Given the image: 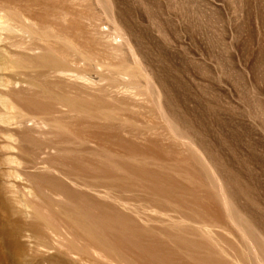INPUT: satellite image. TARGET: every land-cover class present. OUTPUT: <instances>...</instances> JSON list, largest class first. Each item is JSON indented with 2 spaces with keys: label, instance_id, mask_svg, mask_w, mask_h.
Returning <instances> with one entry per match:
<instances>
[{
  "label": "rangeland",
  "instance_id": "obj_1",
  "mask_svg": "<svg viewBox=\"0 0 264 264\" xmlns=\"http://www.w3.org/2000/svg\"><path fill=\"white\" fill-rule=\"evenodd\" d=\"M57 263L264 264V0H0V264Z\"/></svg>",
  "mask_w": 264,
  "mask_h": 264
},
{
  "label": "bare ground",
  "instance_id": "obj_2",
  "mask_svg": "<svg viewBox=\"0 0 264 264\" xmlns=\"http://www.w3.org/2000/svg\"><path fill=\"white\" fill-rule=\"evenodd\" d=\"M8 27H10V26H8ZM235 220H236V219H235ZM94 250H95V249H94ZM100 250H101V248H100ZM100 250H99V251H100ZM91 251H92V249H91ZM99 251H97V252H99ZM103 251H104V250H103ZM97 252H95V253H97ZM57 264H58V263H57Z\"/></svg>",
  "mask_w": 264,
  "mask_h": 264
}]
</instances>
